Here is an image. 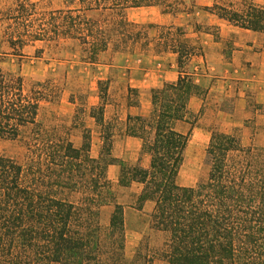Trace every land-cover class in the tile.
<instances>
[{
	"label": "trees",
	"instance_id": "obj_1",
	"mask_svg": "<svg viewBox=\"0 0 264 264\" xmlns=\"http://www.w3.org/2000/svg\"><path fill=\"white\" fill-rule=\"evenodd\" d=\"M181 4L61 0L53 8L43 1L14 0L0 10V21L6 23L13 55L22 58L23 48L37 42L73 41L82 60L97 65L106 52L147 43L142 26L128 19L129 9L156 6L166 14ZM198 8L235 26L264 30V5L255 0L242 6L216 0ZM169 37L166 43L178 54V80L153 89L147 117H128L127 133L142 140L148 168L113 155L115 135L105 119L110 79L98 81L102 101L91 108L105 129L94 157L90 128L84 127L82 143L76 145L64 126L40 119L45 103L59 98L55 80L27 83L20 71H6L0 60V264H264V151L244 146L237 133L215 130L206 148V177L194 186L177 182L198 118L188 102L205 91L184 70L197 49L180 33ZM42 52L38 48L36 56ZM185 121L191 125L187 132L176 127ZM6 141L21 142L23 159L3 152ZM115 163L122 166L118 186L143 185L137 206L155 203L150 230L162 237L161 244L152 246L146 236L129 263L126 206L107 175ZM105 206H113L107 226L102 222Z\"/></svg>",
	"mask_w": 264,
	"mask_h": 264
},
{
	"label": "rangeland",
	"instance_id": "obj_2",
	"mask_svg": "<svg viewBox=\"0 0 264 264\" xmlns=\"http://www.w3.org/2000/svg\"><path fill=\"white\" fill-rule=\"evenodd\" d=\"M43 1L47 7L56 8L61 4V0H31ZM231 0H220V3L227 4ZM249 0H235L236 4L242 6ZM14 0H0V10L13 5ZM197 8L193 12V7ZM200 0H183V4L176 12L166 13L170 21L167 23L145 22L139 23L144 32V39L147 43L132 46L131 50L125 52L112 53L106 52L102 55L101 63L91 65L82 60V51L77 43L73 41L61 42L59 45L49 42H37L34 45L25 46L22 50V58L11 54V48L8 38L5 34L6 23L0 21V60H3L2 66L6 71H20L27 83L32 81L53 78L60 88L58 100L45 103L40 119L51 125L58 124L64 126L66 131L70 132L71 138L76 145H81L83 140L84 127H88L92 134V155H99L102 144L101 128L95 118L91 116L90 101H102L100 98L99 80L110 79L108 95L106 97L107 105L105 119L107 127L114 133V145L116 140L125 134V122L120 118V103L126 102L137 103L139 93L128 87L126 90V76L128 69L113 67V58L118 53L129 55H141L147 53L163 54L170 52L166 43L170 33H180L192 46H195L196 54L200 53V48L195 44L194 33L206 32L209 27L205 24V19L201 15L207 13L198 7H202ZM158 9V8H157ZM161 9V8H160ZM158 11V10H157ZM181 29V31H180ZM210 31V30H209ZM215 33L216 31H210ZM42 48L43 52L37 57L36 50ZM172 52V51H171ZM9 53V54H6ZM188 62L184 70L187 71ZM100 71H108V77L100 79ZM122 113V112H121ZM197 123L203 119L205 122V110L202 109L197 115ZM200 124L199 126H201ZM190 121L178 123L176 127L183 132L190 128ZM204 126V125H203ZM199 138L196 137V140ZM196 143V142H195ZM262 138H257L253 146L257 151H264ZM194 140L189 142L184 155V161L180 168L177 182L181 186H194L200 180L206 177L208 173V164L206 163V148H194ZM114 148V146H113ZM3 152L6 155L23 159L24 147L20 141H6L2 143ZM114 182V181H113ZM116 190L119 196V202L126 206V259L128 263L134 257L137 248L146 236H151V245L161 244L162 237L154 235L150 230V214L155 203L148 201L140 209L137 206L136 196L130 187L118 186ZM113 206H105L102 210V222L108 225ZM156 264H162L157 261Z\"/></svg>",
	"mask_w": 264,
	"mask_h": 264
},
{
	"label": "crops",
	"instance_id": "obj_3",
	"mask_svg": "<svg viewBox=\"0 0 264 264\" xmlns=\"http://www.w3.org/2000/svg\"><path fill=\"white\" fill-rule=\"evenodd\" d=\"M215 1L200 0V4L211 6ZM255 2L264 5V0ZM201 16L209 30L216 32L208 30L193 34L200 53L192 57L187 71L194 74L195 83L205 93L191 96L188 106L194 115L205 110L206 125L202 124L203 119L200 117L189 142L192 139L194 148H204L213 132L220 130L239 134L244 146H250L257 138H262L264 148V30L241 28L209 12ZM127 17L137 23L170 21V16L156 6L129 9ZM109 67L128 69L126 90L130 87L139 93L137 103L126 102L125 98L118 105L121 109L120 118L125 122V134L116 140L113 155L127 165L139 164L148 168L150 156L142 152V140L127 133L131 123L128 117H147L151 112L153 89L178 80V54L171 51L160 55L118 53ZM106 77L108 71H100L99 78ZM98 104L99 101H90L89 107ZM121 171L120 163L110 165L108 178L118 183ZM134 188L137 200L143 185L133 182L130 189Z\"/></svg>",
	"mask_w": 264,
	"mask_h": 264
}]
</instances>
